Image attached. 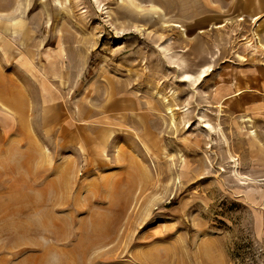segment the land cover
Returning <instances> with one entry per match:
<instances>
[{
    "label": "rangeland",
    "instance_id": "374dc122",
    "mask_svg": "<svg viewBox=\"0 0 264 264\" xmlns=\"http://www.w3.org/2000/svg\"><path fill=\"white\" fill-rule=\"evenodd\" d=\"M59 1L0 16V264H264V20Z\"/></svg>",
    "mask_w": 264,
    "mask_h": 264
},
{
    "label": "crops",
    "instance_id": "0c3cea01",
    "mask_svg": "<svg viewBox=\"0 0 264 264\" xmlns=\"http://www.w3.org/2000/svg\"><path fill=\"white\" fill-rule=\"evenodd\" d=\"M234 1H237V5L235 6L234 4H231V9L233 7H236L238 10H243L246 14H254V16H257L264 20V0H232V2ZM247 2H251L252 4L249 5ZM21 4L22 0H0V16L6 17L16 15L15 13H17V8H19ZM28 14L29 8H25L21 16H25L27 18ZM28 28L33 30L34 32H37V29L30 25L28 26Z\"/></svg>",
    "mask_w": 264,
    "mask_h": 264
},
{
    "label": "bare ground",
    "instance_id": "6f19581e",
    "mask_svg": "<svg viewBox=\"0 0 264 264\" xmlns=\"http://www.w3.org/2000/svg\"><path fill=\"white\" fill-rule=\"evenodd\" d=\"M59 1V0H58ZM60 2V1H59ZM171 112V111H170ZM172 114V113H171ZM172 116V122L174 121V119H173V115H171ZM206 127H207V129H208V131L209 130H211L212 129V126L210 125V124H206ZM127 192V191H126ZM128 193V192H127ZM124 198V197H123ZM126 198H127V196H126ZM123 203V202H122ZM124 205V204H123Z\"/></svg>",
    "mask_w": 264,
    "mask_h": 264
}]
</instances>
